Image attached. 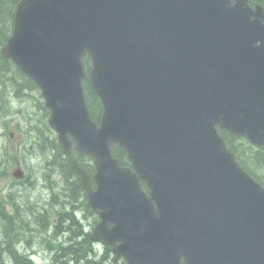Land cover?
Here are the masks:
<instances>
[{"label":"water","instance_id":"95a60500","mask_svg":"<svg viewBox=\"0 0 264 264\" xmlns=\"http://www.w3.org/2000/svg\"><path fill=\"white\" fill-rule=\"evenodd\" d=\"M2 47L41 87L64 152L95 209L91 238L128 264H264V188L216 126L264 148V10L246 0H18ZM101 100L97 126L81 56ZM134 171L121 168L110 145ZM20 169L14 175L21 176ZM146 182L149 195L141 190ZM115 239L121 240L115 245Z\"/></svg>","mask_w":264,"mask_h":264},{"label":"trees","instance_id":"16d2710c","mask_svg":"<svg viewBox=\"0 0 264 264\" xmlns=\"http://www.w3.org/2000/svg\"><path fill=\"white\" fill-rule=\"evenodd\" d=\"M16 0H0V38L8 36L11 27L10 12ZM251 4L257 2L264 6V0H249ZM84 63L89 67V59L86 57ZM84 93L91 117L99 122L102 106L88 79L83 82ZM36 86L33 81L17 68L10 59H0V127L4 118L14 107L29 123L26 142L23 144V152L28 153L30 158H36V168L29 171L30 177L49 179L53 182L55 196L61 198L59 207V220L53 229L45 228L52 235V242L44 237L42 231L37 232L39 242L53 248L51 261L53 264H68L66 257L70 256L73 264H97L96 254L91 253V242L88 233L82 234V218L79 214L89 215L90 207L85 202L84 195L76 186L72 176L66 172L67 156L62 152L56 136L47 124L48 109L44 106L40 95L34 96ZM8 112V113H7ZM229 148L235 153L237 159L244 168L262 185H264V150L257 148L245 138L237 137L226 131H220ZM26 154V155H28ZM114 154L121 161L127 162L125 153L115 148ZM24 155V158L26 157ZM50 175L54 178L50 179ZM24 206L20 208V215L24 220L41 216L37 208L26 198L24 194L18 196ZM33 218V219H34ZM23 222V221H22ZM28 236H33L31 230ZM24 236V235H23ZM26 236V235H25ZM48 242V244H47ZM17 243V244H15ZM29 242L25 241V244ZM20 245L21 248H18ZM24 245L14 242L12 245H0V264H24L28 260L26 252H22ZM26 264V263H25ZM31 264H35L31 262Z\"/></svg>","mask_w":264,"mask_h":264},{"label":"rangeland","instance_id":"374dc122","mask_svg":"<svg viewBox=\"0 0 264 264\" xmlns=\"http://www.w3.org/2000/svg\"><path fill=\"white\" fill-rule=\"evenodd\" d=\"M13 137H14V135H13ZM7 138L5 137V136H2L1 137V140L2 141H5ZM36 161H37V159L36 158H32L31 159V162H32V164H33V169L35 170H37L38 169V166H37V168H36ZM39 171V170H38ZM38 171H36V180H37V182L36 183H34L35 185L34 186H32V185H30V184H32L33 183V179H31V182H30V184L29 183H27V185L26 186H32L31 188L32 189H27L26 191H24L23 192V187H26V186H22L21 187V191H22V193L25 195V197L27 198L28 196H29V193L32 191V195H33V197H39V198H41V196L43 197L44 195H46V193H47V190H46V188L44 187V181L41 179V178H39L37 175H38ZM31 197L29 196V199H30ZM37 204V203H36ZM38 205V204H37ZM37 207V206H36ZM39 215H37V217H38ZM34 218V217H33ZM38 221L39 222H42L41 220H39V218H38ZM31 232H33V233H36L35 231H31ZM37 234V233H36ZM34 240H35V238H34V235H33V238H32V241H31V239L29 238L28 239V236L26 237V241H28V242H30L31 244H33L34 243ZM39 240V239H38ZM38 240H37V243L35 244V245H30V243H28V244H23L24 246L22 247V249H20L22 252H26V255H30V256H33V255H35V254H37V253H39V252H47L48 253V255L46 256V257H38V258H36L35 260H33L34 261V263H36V264H53V263H51L52 261H51V255H50V251H47V250H45V246H40L39 244H38ZM12 264V263H11ZM13 264H18V263H13Z\"/></svg>","mask_w":264,"mask_h":264},{"label":"bare ground","instance_id":"6f19581e","mask_svg":"<svg viewBox=\"0 0 264 264\" xmlns=\"http://www.w3.org/2000/svg\"><path fill=\"white\" fill-rule=\"evenodd\" d=\"M35 205H37V204H34V206ZM38 206V205H37ZM36 207V206H35ZM37 208V207H36ZM38 218H39V220H41L42 221V217H40V215L38 216V217H36V219L35 220H37L38 221ZM46 227V226H45ZM32 231V230H31ZM44 232H43V234H44V237L47 239V240H49L50 242H52L51 240H52V235H51V233L49 234L48 233V231L47 230H43ZM36 232V231H35ZM37 233V232H36ZM36 233H34V238H35V240H34V243L33 244H31L30 242V245L32 246V245H35L36 243H37V240L39 239V237L37 236V234ZM28 236V234H26V237ZM31 239V241H32V238H33V236L31 235V237L30 236H28V239ZM26 241V240H25ZM28 242V241H27ZM15 244H17V243H15ZM38 244L40 245V246H45V244H44V240H41V242H39V240H38ZM47 244H48V242H47ZM18 248H21L20 247V245H18ZM45 250H47V251H50V255H51V257L53 256V248L52 247H50L49 245H46L45 246ZM31 256L30 255H27V258L29 259ZM52 259V258H51ZM32 262H34V261H32ZM52 263V262H51ZM36 264V263H35Z\"/></svg>","mask_w":264,"mask_h":264},{"label":"flooded vegetation","instance_id":"af4514ba","mask_svg":"<svg viewBox=\"0 0 264 264\" xmlns=\"http://www.w3.org/2000/svg\"><path fill=\"white\" fill-rule=\"evenodd\" d=\"M5 154H6V155H8V156H10L8 151H5ZM1 242H2V243H4V242H5V239H3V240H0V243H1ZM0 261H2V262H3V259H2V260H0Z\"/></svg>","mask_w":264,"mask_h":264}]
</instances>
